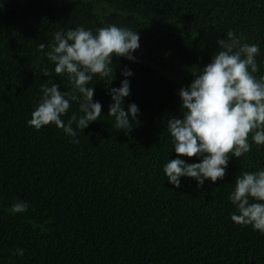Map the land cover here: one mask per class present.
Masks as SVG:
<instances>
[{
  "label": "trees",
  "instance_id": "trees-1",
  "mask_svg": "<svg viewBox=\"0 0 264 264\" xmlns=\"http://www.w3.org/2000/svg\"><path fill=\"white\" fill-rule=\"evenodd\" d=\"M110 24L141 39L134 62L113 56L111 83L91 81L100 120L76 129L78 144L54 124L29 126L54 33ZM229 30L259 43L255 75L264 76V0H0V264H264V234L234 223L228 198L236 175L264 167V145L231 157L222 180L200 187L182 177L177 188L163 172L177 157L167 121L182 116L179 89ZM125 65L134 72L125 108L140 109L130 131L108 116V90ZM73 112L78 104L65 122ZM17 199L29 202L26 212L11 211Z\"/></svg>",
  "mask_w": 264,
  "mask_h": 264
},
{
  "label": "clouds",
  "instance_id": "clouds-1",
  "mask_svg": "<svg viewBox=\"0 0 264 264\" xmlns=\"http://www.w3.org/2000/svg\"><path fill=\"white\" fill-rule=\"evenodd\" d=\"M140 39L137 30L116 24L95 30L80 25L56 31L44 53L48 64L42 75L49 79L41 83V98L26 123L36 130L54 124L78 144L76 129L83 130L102 116V103L94 100L91 81L99 75L111 83L115 79L113 56L134 62ZM217 43L219 50L211 61L202 69L193 68L194 79L179 89L182 116L167 121L177 157L164 163L163 172L177 188L182 177L193 178L198 187L209 179L222 180L231 157L250 152L253 143L264 145V76L255 75L260 71V45L242 42L232 30ZM39 47L43 50L48 45L40 43ZM121 75L120 85L108 90L112 100L108 116L114 117L116 129L130 131L140 109L135 102L126 109L124 103L131 93L134 72L125 65ZM53 76H62L70 90L61 91ZM74 103L79 114L73 112L65 122L63 117ZM181 157H197L198 162L189 163ZM228 198L236 209L230 213L231 220L264 234V167L236 175ZM29 206L17 199L11 211L24 213ZM24 252L16 248L14 255L22 257Z\"/></svg>",
  "mask_w": 264,
  "mask_h": 264
}]
</instances>
